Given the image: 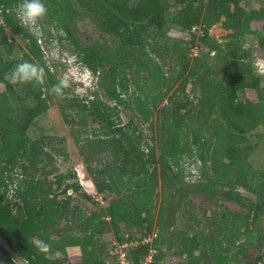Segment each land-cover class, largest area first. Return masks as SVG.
Returning <instances> with one entry per match:
<instances>
[{
	"label": "trees",
	"instance_id": "trees-1",
	"mask_svg": "<svg viewBox=\"0 0 264 264\" xmlns=\"http://www.w3.org/2000/svg\"><path fill=\"white\" fill-rule=\"evenodd\" d=\"M20 1L0 0L4 21L0 23V234L14 251L32 264H109L112 246L108 242L102 247L98 235L108 228L120 241L135 235L141 242L152 230L151 209L160 186L158 233L151 241L134 245L129 253L133 264H144L148 256V264H162L166 255L173 258V264H227L233 248L246 264H264V224L256 225L259 217H264V170L250 162L264 138V72L253 66V56L264 60V3L44 0L48 14L40 20L39 29L47 24L59 26L63 33L57 40L66 39L81 62L97 74V86L115 103L114 108L132 107L139 122L151 120L152 109H156L155 147L145 153L134 140L136 126L129 132L133 118L126 127L115 126L104 104L96 99L69 96L67 87L59 95L52 91L60 80L46 64L35 34L12 12ZM85 18L110 41L80 42L76 22ZM219 22L230 30L225 46L209 37V29ZM197 26L199 33L194 31ZM7 29L27 40V51L21 57L9 58L12 42L7 40ZM168 31H179L181 36L161 43L159 39L167 37ZM248 37L256 41L255 55L243 46ZM157 58L176 70L166 73ZM25 61L43 69L41 82L12 81L13 69ZM130 70L133 74L128 76ZM180 77L179 85L169 94ZM130 83L137 91L123 95L128 94ZM188 84H192V97L186 93ZM151 90L156 91L154 95L149 94ZM165 96L167 101L157 109ZM53 97L66 121L78 119L82 124L90 119L101 126L98 134L82 145L81 153L88 163L93 160L89 153L99 154L93 157L96 163L103 162L102 166L89 169L96 175L98 192L110 193L112 198L84 219L76 205L71 207L72 197L67 194L69 188L78 191L80 186L72 182L62 187L74 174L59 173L50 180L48 175L55 167L44 170L52 164L53 154L64 153L60 144L65 138H32L27 133ZM192 152L201 170L195 182L187 184L175 166ZM153 162L158 168L150 170ZM16 167L29 177L16 187V201L10 203L5 172ZM60 194L65 197L59 199ZM83 196L99 205L92 197ZM196 196L215 203H236L243 212L231 213L220 203L224 210L204 217L205 222L190 208ZM76 219L81 220L76 224L78 233H71L70 224ZM61 220L67 226L60 228ZM178 221L182 227L171 228ZM52 234L56 235L54 241H50ZM242 235L246 239L238 244ZM42 240L52 243L49 254L37 250L35 242ZM152 249L156 250L153 255ZM52 251L60 252V257L51 255ZM0 257L2 264H15L1 246ZM112 264H118L115 258Z\"/></svg>",
	"mask_w": 264,
	"mask_h": 264
},
{
	"label": "rangeland",
	"instance_id": "rangeland-1",
	"mask_svg": "<svg viewBox=\"0 0 264 264\" xmlns=\"http://www.w3.org/2000/svg\"><path fill=\"white\" fill-rule=\"evenodd\" d=\"M174 0H170L172 3ZM21 2V1H20ZM19 2V3H20ZM253 2L258 4H263L264 0H253ZM14 5L12 7V12L16 15V9L18 4ZM2 23V22H1ZM27 27V26H26ZM59 26H54L53 24H47L44 26H41V28L38 30H29L35 34L37 37V42L41 47V50L43 52V58L48 65L50 71L59 79H67L68 80V89L69 93L68 95H75L79 98L87 97L86 99H96L98 102H101L103 105V108L106 110L108 115H111L110 119L114 123L115 126L118 125H124L126 127L129 120L133 118V125H129V132L133 133V126H136V130L134 131V140L135 142L144 150L145 153H147V150L150 146L155 147V140L158 134V122L156 119L157 111L156 109H152L153 113L151 116V120L144 122L138 121L137 114L135 113L134 109L132 107H121L118 106L115 107V103L111 100H109L104 94L102 93L101 89L97 86L95 87V90H90L88 86L85 85V83H88L89 81L86 80V76L89 74V68L83 64L71 47V45L67 42L66 39L59 41L58 36L62 35V31L58 29ZM200 27L197 26L194 28V31L196 33H199ZM230 32V30H226L221 26V22L213 25L209 29V37L211 40H215L218 43H220L222 46H225V43L228 42L227 34ZM7 40L9 42H12V53L9 58L13 57H21L23 52H26V43L27 40L23 39L21 36V33H12L10 30L7 29ZM75 34L77 39L82 43H87L91 40L98 41L100 43H104L105 41H110V37L104 36V33L98 30V28L90 23V21L85 18L81 19L76 22V30ZM181 36V33L179 31H168L167 37L160 38L159 41L161 43L168 41L170 42L172 37H179ZM244 47L250 48L252 50V55H255L257 50L256 41L248 37L244 42ZM195 51V49H194ZM194 54L198 55V51H195ZM9 56V55H8ZM5 57H7L5 55ZM75 57L76 59L73 61L71 58ZM169 60V58H167ZM157 63L164 64L163 61H161L159 58L156 59ZM79 65L78 71H73V69ZM253 66L256 69L257 72L263 73L264 72V60L263 58L255 57L253 56ZM86 69V71H85ZM163 70L166 72H171L173 70H176L173 64H164ZM178 70V69H177ZM133 71V70H132ZM130 70L128 73V76L132 75L133 72ZM166 72V73H168ZM176 73V72H175ZM174 75V74H173ZM143 77V76H142ZM139 78V82L143 83L142 80L144 78ZM11 80V79H10ZM182 80V77L178 78L177 81L173 84L172 89L170 90L169 94L175 91L177 86L179 85V82ZM13 81V80H12ZM133 85V83H130L127 89V93H124L123 95H129L131 91L136 89ZM145 89H148L145 87ZM137 91V89H136ZM156 91L151 90L149 94L154 95ZM186 93L189 96H193L194 92L192 91V84H188L186 87ZM250 94L249 92L247 93ZM144 97V95L142 94ZM58 99L56 97H53L49 100V107L48 109L42 113L40 116H38L35 119L34 124L29 128L27 131L28 135L32 138H37L40 135H48L51 137H55V140H58L59 137H64L65 141L60 144L61 149L64 151L62 155H54L53 154V160L52 164L45 165L44 170H51L52 167H55L54 171H51L48 175V178L50 180H53L54 176L59 173L67 174L69 172L74 174V177H71L69 179H66L64 183L62 184V187L65 184H69L72 182L77 183L80 188L78 191H74L73 189L69 188L67 190V194L71 195L73 205L71 206L73 208L74 205H76L81 212L82 219L89 216L92 212H98L100 211L101 207L107 206L109 204L110 199L112 198V194L110 193H100L96 189V184L94 181V177L96 175H93L92 171L89 168H100L103 164L102 163H96L94 160L95 155L99 154H92L89 153L85 148H83V152H88L89 156L93 158V160L88 163L87 157L81 153V148L84 143L88 139H91L95 136V134H98L96 132H99L100 124L91 121L90 119H86L85 121L80 124L78 122V119H75L73 123L68 122L65 120V117L63 115L62 107L58 104ZM167 101V96L163 99V101H160L158 104L159 109L162 105L165 104ZM31 104L33 103L32 100L29 101ZM68 111V110H66ZM131 116V117H130ZM77 136V137H76ZM61 139V138H60ZM54 140V141H55ZM148 145H147V144ZM47 151H50L49 148H46ZM52 151V149H51ZM50 151V152H51ZM52 153V152H51ZM89 158V157H88ZM194 163H193V162ZM251 164L256 167L259 170H264V138L262 140H259V146L256 148L252 156L250 157ZM158 168V165L153 162V164H150V170ZM175 169H179L181 175H183V180L185 183H192L195 182V178L200 174L201 170V164L197 160L196 155L194 152L191 154H186L182 157V159L179 161V165ZM31 168L28 167V172H31ZM194 176L189 175L192 173ZM5 181L7 182V199L10 203L16 201L15 196V189L16 187L21 183V181L25 177H29L26 174H24L21 171V168L16 167L11 171L5 172ZM38 174V173H37ZM36 174V176H37ZM132 181V180H131ZM83 194H86L90 197H92L95 201L99 203V205L94 204L91 201H88ZM65 194H60L58 196L59 199L64 198ZM162 201V193L160 186L157 188L156 195L153 198V207L151 209V232L146 233L144 236V239L141 240V242L136 241L135 235L130 240H118L115 238L112 231H110L108 228H104L105 230L103 233L98 235L99 243L100 245H103L105 243H110L111 246L117 247L119 245H125V249L127 250L128 256L130 253V250L134 247V245H137L138 243H145L148 241H151L155 235L158 233V229L156 227V219L158 217V209L159 205ZM191 209L193 215H195L198 219H203L204 217L210 218V216L214 213H219L220 211L224 210V207L220 205L222 203L225 208L229 212H235L240 213L243 212V210L240 208L239 205L236 203L230 202V201H217L212 202L209 200L203 199L201 196H196L191 201ZM245 213V212H244ZM144 215V214H143ZM206 219L204 220L206 222ZM81 220L76 219L74 223H71V233H78V229L76 228V224L79 223ZM165 223V222H164ZM264 224V217H259V219L256 222L257 227H261ZM67 226V223H65V220H61L59 227H65ZM181 223L175 222L171 228L179 229L181 228ZM170 228V229H171ZM141 230L143 233H145V227L141 226ZM256 227L253 229V232L255 234ZM123 234H121L122 236ZM122 238V237H121ZM50 241H54L56 239V235L52 234L50 237ZM244 239H246L245 236H241V238L237 241L239 244ZM117 242V243H116ZM36 245H38L39 241L35 242ZM136 243V244H135ZM51 246V249L53 248L52 243H48ZM118 244V245H117ZM164 251L165 246L161 247ZM234 248L229 253V260L227 264H246V259L242 257L239 254L233 253ZM56 251H52L51 255H54ZM156 250L152 249L151 255L155 254ZM113 250L111 251V257L107 258V261L109 264H112L114 261L113 258ZM144 264H148L146 259H144ZM162 264H173V258H170V255H166L165 258H163L162 261H160ZM0 264H2V260L0 257ZM226 264V263H225Z\"/></svg>",
	"mask_w": 264,
	"mask_h": 264
},
{
	"label": "clouds",
	"instance_id": "clouds-1",
	"mask_svg": "<svg viewBox=\"0 0 264 264\" xmlns=\"http://www.w3.org/2000/svg\"><path fill=\"white\" fill-rule=\"evenodd\" d=\"M47 14L48 8L44 3V0H21L16 9V17L20 24L33 30H38L40 20L47 16ZM71 59L74 61L76 58L72 57ZM79 67L80 66L77 65L73 71H78ZM43 78V69L27 61L17 64L11 73V79L19 83H39ZM85 79L89 81L88 83H85V85L88 86L90 90H95V87H97V74L90 70ZM66 87H68V80L61 79L59 83L53 87L52 91L59 95ZM194 174L197 173L195 172L190 175L194 176ZM50 249L51 246L46 241H39L37 250L40 253L49 254ZM54 255L55 257H60L61 253L55 252Z\"/></svg>",
	"mask_w": 264,
	"mask_h": 264
},
{
	"label": "built area",
	"instance_id": "built-area-1",
	"mask_svg": "<svg viewBox=\"0 0 264 264\" xmlns=\"http://www.w3.org/2000/svg\"><path fill=\"white\" fill-rule=\"evenodd\" d=\"M1 11H2V8L0 6V12ZM0 22H2L1 14H0ZM112 250H113V255L115 257L116 263H118V264H133L130 257L128 256V253H127V250L125 249L124 244L119 245L117 247H115V245H114V247L112 246ZM145 259L147 262H149L151 258L148 256Z\"/></svg>",
	"mask_w": 264,
	"mask_h": 264
},
{
	"label": "water",
	"instance_id": "water-1",
	"mask_svg": "<svg viewBox=\"0 0 264 264\" xmlns=\"http://www.w3.org/2000/svg\"><path fill=\"white\" fill-rule=\"evenodd\" d=\"M0 246L4 250H6L8 256L15 264H32L28 260L22 258L17 252H15L14 249L11 247V245L1 234H0Z\"/></svg>",
	"mask_w": 264,
	"mask_h": 264
},
{
	"label": "flooded vegetation",
	"instance_id": "flooded-vegetation-1",
	"mask_svg": "<svg viewBox=\"0 0 264 264\" xmlns=\"http://www.w3.org/2000/svg\"><path fill=\"white\" fill-rule=\"evenodd\" d=\"M164 250L166 251V248Z\"/></svg>",
	"mask_w": 264,
	"mask_h": 264
}]
</instances>
